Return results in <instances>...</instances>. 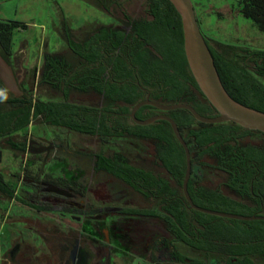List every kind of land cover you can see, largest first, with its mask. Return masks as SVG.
Listing matches in <instances>:
<instances>
[{"label":"trees","instance_id":"trees-1","mask_svg":"<svg viewBox=\"0 0 264 264\" xmlns=\"http://www.w3.org/2000/svg\"><path fill=\"white\" fill-rule=\"evenodd\" d=\"M145 4V17L125 13L123 27H100L82 41L74 40L65 26L66 43L76 63L62 55L45 54L40 75V84L61 94L62 100L44 102L31 95L7 96L0 101V139L19 150L11 137L40 120L51 127L96 137L106 144L112 139L151 141L157 163L167 177L132 165L121 152L95 153L94 170L153 199L156 205L152 209L131 212L158 220L173 241L216 256V264H257L255 258L264 255V221L232 220L190 209L182 190L185 153L170 124L157 121L141 126L130 118L133 107L147 96L163 104L185 103L204 117H216V110L190 72L179 13L169 0H145ZM234 9L264 34V0H238ZM197 21L200 26L198 17ZM27 28L26 24L0 20V51L5 59L14 54L15 33ZM225 47L226 51L219 52L209 45L223 86L235 101L264 112V49ZM90 93L100 98L98 105L82 104L72 98L73 94ZM156 115L158 110L151 106L136 113L139 120ZM162 115L176 122L189 147L192 167L199 164L223 173L224 186L239 198L234 200L219 189L203 186L191 175L188 191L195 205L240 216L264 215V145L243 143L263 133L244 130L233 123H200L186 110ZM20 147L24 152V144ZM13 194L0 172V195ZM184 260L181 257L179 262ZM192 264L207 263L192 260Z\"/></svg>","mask_w":264,"mask_h":264},{"label":"rangeland","instance_id":"rangeland-1","mask_svg":"<svg viewBox=\"0 0 264 264\" xmlns=\"http://www.w3.org/2000/svg\"><path fill=\"white\" fill-rule=\"evenodd\" d=\"M191 1L200 28L215 50L224 52L227 50L226 45L264 49V34L259 32L250 20L235 11L238 0ZM125 13L132 17H145V0H0V20L28 26L26 30L15 33L12 58L5 59L0 51V91L6 96L31 95L44 102L61 101V94L40 84V75L45 54L62 55L71 63H76L67 46L64 27L70 29L74 40L82 41L100 27H123ZM72 98L82 104L100 103V98L93 93L73 94ZM30 138L60 141L63 148L52 153L46 170L69 180L81 181L84 187L107 182L108 188H112L108 175L93 171V155L100 152H121L129 157L134 165L167 177L165 170L157 163L153 142L127 138L112 139L106 144L96 137L51 127L40 120L13 135L11 140L21 143ZM243 143L263 146L264 136L255 134ZM0 150V172L13 186L19 184V176L41 166L39 158L12 150L5 140L0 142ZM204 162L212 164L209 160ZM192 177L203 186L219 189L230 195L223 187L225 175L221 172L196 164ZM113 185L117 186L115 183ZM132 198L135 204L141 207L153 208L156 205L155 202L145 203L144 197L138 194H133ZM4 200V197L0 198L1 213ZM179 248L190 259L207 264L217 263V257L214 255L200 253L181 244ZM255 261L257 264H264V255L256 257Z\"/></svg>","mask_w":264,"mask_h":264},{"label":"flooded vegetation","instance_id":"flooded-vegetation-1","mask_svg":"<svg viewBox=\"0 0 264 264\" xmlns=\"http://www.w3.org/2000/svg\"><path fill=\"white\" fill-rule=\"evenodd\" d=\"M15 144L19 150H12L39 158L41 166L19 176L18 185L9 183L14 194L4 197L0 212V264H192L196 260L184 255L181 243L173 241L158 220L131 212L152 208L135 204L132 195L138 193L124 182L96 172L94 166V173L109 176L112 188L107 182L84 187L81 181L46 170L52 153L63 148L56 139L30 138ZM224 185L225 181L223 187L231 195L227 196L239 200Z\"/></svg>","mask_w":264,"mask_h":264},{"label":"water","instance_id":"water-1","mask_svg":"<svg viewBox=\"0 0 264 264\" xmlns=\"http://www.w3.org/2000/svg\"><path fill=\"white\" fill-rule=\"evenodd\" d=\"M179 13L182 20L184 36V52L190 72L196 81L200 91L216 110L217 116L213 118L204 117L195 108L185 103L163 104L150 100L149 96L144 101L136 104L131 113V120L141 126H148L157 121H166L170 124L173 133L182 146L186 158V174L183 181V194L190 209L218 216L226 219L239 221L263 220L264 216H240L222 212L203 209L194 204L189 191L188 184L192 175V158L189 147L181 135L176 122L167 115H157L147 120H139L136 117L137 111L144 106H151L162 113L174 110L188 111L196 121L205 124H225L233 123L243 129L258 131L264 134V112L249 108L235 101L226 91L218 70L215 66L214 58L197 21L194 5L191 0H169Z\"/></svg>","mask_w":264,"mask_h":264},{"label":"clouds","instance_id":"clouds-1","mask_svg":"<svg viewBox=\"0 0 264 264\" xmlns=\"http://www.w3.org/2000/svg\"><path fill=\"white\" fill-rule=\"evenodd\" d=\"M6 99H7V96L5 95V93L0 91V101L6 100Z\"/></svg>","mask_w":264,"mask_h":264}]
</instances>
